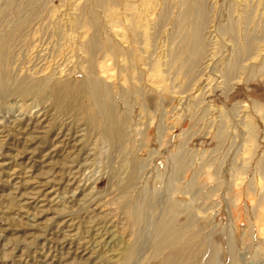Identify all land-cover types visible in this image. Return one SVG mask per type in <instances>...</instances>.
<instances>
[{
    "label": "rangeland",
    "instance_id": "obj_1",
    "mask_svg": "<svg viewBox=\"0 0 264 264\" xmlns=\"http://www.w3.org/2000/svg\"><path fill=\"white\" fill-rule=\"evenodd\" d=\"M172 259L264 264V0H0V264Z\"/></svg>",
    "mask_w": 264,
    "mask_h": 264
},
{
    "label": "bare ground",
    "instance_id": "obj_2",
    "mask_svg": "<svg viewBox=\"0 0 264 264\" xmlns=\"http://www.w3.org/2000/svg\"><path fill=\"white\" fill-rule=\"evenodd\" d=\"M185 18V17H184ZM193 32V31H192ZM195 33H193L194 35ZM95 46V45H94ZM194 48V47H193ZM192 51H195L197 52V49L196 50H192ZM194 52V53H195ZM196 54V53H195ZM194 54V55H195ZM108 126V125H107ZM106 132V135L109 137V135L112 136V131L109 130L107 128V130L105 131ZM114 136V134H113ZM159 229V228H158ZM159 231V230H158ZM184 235L183 233V230H177V229H171V232L168 236H165V237H160V235H158L155 239L156 241V245L161 249V248H171L172 245L176 244L177 243V240L180 239L182 236ZM160 237V238H158ZM174 260L172 259L170 261V264H174Z\"/></svg>",
    "mask_w": 264,
    "mask_h": 264
}]
</instances>
